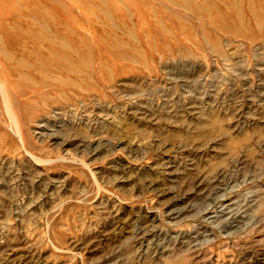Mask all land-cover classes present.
Masks as SVG:
<instances>
[{"label": "rangeland", "instance_id": "374dc122", "mask_svg": "<svg viewBox=\"0 0 264 264\" xmlns=\"http://www.w3.org/2000/svg\"><path fill=\"white\" fill-rule=\"evenodd\" d=\"M19 2L0 264H264V0Z\"/></svg>", "mask_w": 264, "mask_h": 264}, {"label": "bare ground", "instance_id": "6f19581e", "mask_svg": "<svg viewBox=\"0 0 264 264\" xmlns=\"http://www.w3.org/2000/svg\"><path fill=\"white\" fill-rule=\"evenodd\" d=\"M2 2H3V0H0V4H2ZM13 6H15V7L21 6V3L19 2V0H13ZM35 9H36L35 7H32L30 12H29V14H31L30 17L33 18V21L36 19V17H35L36 11H34ZM0 12H1V9H0ZM9 20L12 21L13 27L15 28L14 31H12L13 37L25 38L27 40H30L34 44L36 38L38 37V34L33 33L31 31V29L35 26L34 22H32V24L26 23L21 17V12H19L18 14H15L12 18H9Z\"/></svg>", "mask_w": 264, "mask_h": 264}]
</instances>
